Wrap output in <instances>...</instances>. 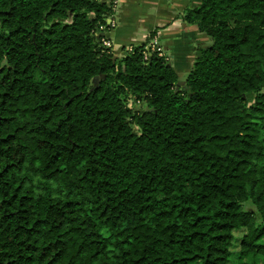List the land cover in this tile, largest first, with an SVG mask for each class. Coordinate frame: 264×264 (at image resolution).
<instances>
[{
	"label": "trees",
	"instance_id": "1",
	"mask_svg": "<svg viewBox=\"0 0 264 264\" xmlns=\"http://www.w3.org/2000/svg\"><path fill=\"white\" fill-rule=\"evenodd\" d=\"M199 1L182 78L115 0H0V264H264V0Z\"/></svg>",
	"mask_w": 264,
	"mask_h": 264
},
{
	"label": "crops",
	"instance_id": "2",
	"mask_svg": "<svg viewBox=\"0 0 264 264\" xmlns=\"http://www.w3.org/2000/svg\"><path fill=\"white\" fill-rule=\"evenodd\" d=\"M199 4V0H118L106 33L115 56L123 57L130 48L151 40L163 48L178 75L185 77L198 55L197 48L211 43L196 26L183 19L188 9ZM152 34L154 38L150 39Z\"/></svg>",
	"mask_w": 264,
	"mask_h": 264
},
{
	"label": "built area",
	"instance_id": "3",
	"mask_svg": "<svg viewBox=\"0 0 264 264\" xmlns=\"http://www.w3.org/2000/svg\"><path fill=\"white\" fill-rule=\"evenodd\" d=\"M117 1L118 0H115V7L117 6ZM110 23H112L111 19H110ZM101 29L104 30V28H101ZM103 45H104V47H106L108 49L113 48L112 42L108 39L103 40ZM157 45H158L157 42H153L149 47H150L151 51H158L161 53V48H159ZM129 50H131V48Z\"/></svg>",
	"mask_w": 264,
	"mask_h": 264
},
{
	"label": "rangeland",
	"instance_id": "4",
	"mask_svg": "<svg viewBox=\"0 0 264 264\" xmlns=\"http://www.w3.org/2000/svg\"><path fill=\"white\" fill-rule=\"evenodd\" d=\"M150 44H152V43L149 42L148 45H150ZM181 77L183 78V76H181ZM138 106H139V105H138ZM143 107H144V106H143ZM246 208H247V209H250V210H251V209H252V210L255 209V208H254L253 206H251V205H246ZM237 237H241V233L237 234ZM233 260H234V258H233Z\"/></svg>",
	"mask_w": 264,
	"mask_h": 264
}]
</instances>
